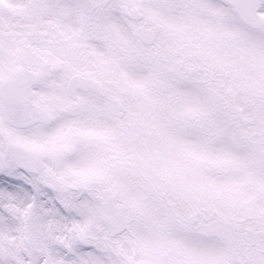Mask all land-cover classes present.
I'll use <instances>...</instances> for the list:
<instances>
[{
	"label": "snow or ice",
	"instance_id": "snow-or-ice-1",
	"mask_svg": "<svg viewBox=\"0 0 264 264\" xmlns=\"http://www.w3.org/2000/svg\"><path fill=\"white\" fill-rule=\"evenodd\" d=\"M0 264H264V0H0Z\"/></svg>",
	"mask_w": 264,
	"mask_h": 264
}]
</instances>
